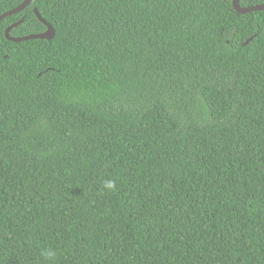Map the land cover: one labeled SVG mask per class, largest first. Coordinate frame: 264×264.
Wrapping results in <instances>:
<instances>
[{
    "label": "trees",
    "instance_id": "1",
    "mask_svg": "<svg viewBox=\"0 0 264 264\" xmlns=\"http://www.w3.org/2000/svg\"><path fill=\"white\" fill-rule=\"evenodd\" d=\"M34 9L54 38L7 40L47 30ZM0 264H264V11L34 0L5 18Z\"/></svg>",
    "mask_w": 264,
    "mask_h": 264
},
{
    "label": "water",
    "instance_id": "2",
    "mask_svg": "<svg viewBox=\"0 0 264 264\" xmlns=\"http://www.w3.org/2000/svg\"><path fill=\"white\" fill-rule=\"evenodd\" d=\"M34 0H25L20 6H18L17 8L10 10L8 12H5L4 14H2L0 16V24L1 22L7 18L10 17L12 15L21 13L22 11H24ZM233 6L235 8V10L240 13V14H249L252 12H258V11H264V4L262 5H257V6H252V7H248V8H243L240 5V0H233ZM34 13L37 16V18L46 25L47 30L41 34H34V35H28V36H24V37H19V38H14L10 35L12 29L16 28L17 26H19L22 22L23 19H21L20 21L14 23L13 25L9 26L6 31H5V37L7 38V40L12 41V42H24V41H28V40H33V39H40V40H52L55 36V30L54 28L48 24L40 15V13L37 11V9H34ZM250 39L247 41L249 42Z\"/></svg>",
    "mask_w": 264,
    "mask_h": 264
},
{
    "label": "clouds",
    "instance_id": "3",
    "mask_svg": "<svg viewBox=\"0 0 264 264\" xmlns=\"http://www.w3.org/2000/svg\"><path fill=\"white\" fill-rule=\"evenodd\" d=\"M103 189L109 192H115L117 190V183L114 179H106L103 182ZM46 258H52L55 253L52 250H46L42 253Z\"/></svg>",
    "mask_w": 264,
    "mask_h": 264
}]
</instances>
